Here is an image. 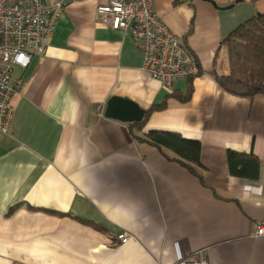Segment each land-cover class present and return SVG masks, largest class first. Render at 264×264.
Segmentation results:
<instances>
[{"label":"crops","instance_id":"obj_1","mask_svg":"<svg viewBox=\"0 0 264 264\" xmlns=\"http://www.w3.org/2000/svg\"><path fill=\"white\" fill-rule=\"evenodd\" d=\"M109 1L68 0L46 54L17 67L25 85L11 100L10 132L0 131V264H175L200 255L210 264H264V236H256L264 96L232 95L215 78L229 71L223 42L264 12V0H152L202 74L189 102L169 99L143 132L200 141L195 172L106 116L113 96L147 110L170 94L143 68L131 33L97 19ZM174 86L186 92L187 79ZM230 151L257 156L258 177L232 174Z\"/></svg>","mask_w":264,"mask_h":264},{"label":"built area","instance_id":"obj_2","mask_svg":"<svg viewBox=\"0 0 264 264\" xmlns=\"http://www.w3.org/2000/svg\"><path fill=\"white\" fill-rule=\"evenodd\" d=\"M68 0H0V131L11 130V100L25 83L14 76L15 67L27 68L47 52L48 42ZM187 0L186 2H190ZM97 19L113 29L128 31L143 53V68L170 93L176 81L198 77L201 68L187 44L153 13L152 0H110L97 8ZM256 236H264V224ZM131 235L118 238L126 243ZM175 264H210L190 256Z\"/></svg>","mask_w":264,"mask_h":264},{"label":"trees","instance_id":"obj_3","mask_svg":"<svg viewBox=\"0 0 264 264\" xmlns=\"http://www.w3.org/2000/svg\"><path fill=\"white\" fill-rule=\"evenodd\" d=\"M183 1L187 0H177V2ZM223 44L228 50L229 71L215 73L219 86L226 92L239 97L264 96V12L254 15L240 24ZM201 74L202 71L198 76ZM196 78L187 79L186 92L173 90L163 102L147 109L142 121L129 122L130 130L137 139L158 146L166 156L167 153L164 152V149L175 153L176 157L172 158L194 172L195 166H201L200 141L187 139L177 132L151 130L145 133L143 129L154 111L167 108L169 99L176 98L182 102H189L195 90L194 81ZM228 160L232 174L251 179L258 177L261 161L254 154L230 151Z\"/></svg>","mask_w":264,"mask_h":264},{"label":"water","instance_id":"obj_4","mask_svg":"<svg viewBox=\"0 0 264 264\" xmlns=\"http://www.w3.org/2000/svg\"><path fill=\"white\" fill-rule=\"evenodd\" d=\"M240 1V0H237ZM217 6V3L213 1ZM233 5V4H232ZM258 12L257 14H259ZM145 109L138 103L120 96H113L108 100L105 114L108 117L119 119L123 122L142 121L145 116Z\"/></svg>","mask_w":264,"mask_h":264},{"label":"rangeland","instance_id":"obj_5","mask_svg":"<svg viewBox=\"0 0 264 264\" xmlns=\"http://www.w3.org/2000/svg\"><path fill=\"white\" fill-rule=\"evenodd\" d=\"M17 72H18V68L15 67V69H14V76L17 74Z\"/></svg>","mask_w":264,"mask_h":264}]
</instances>
